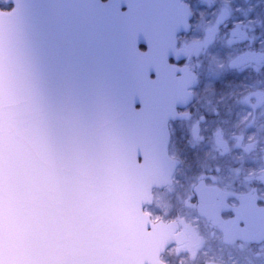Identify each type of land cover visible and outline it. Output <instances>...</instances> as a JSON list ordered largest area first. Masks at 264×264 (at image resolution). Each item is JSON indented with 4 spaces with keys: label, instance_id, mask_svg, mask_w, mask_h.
I'll return each instance as SVG.
<instances>
[{
    "label": "water",
    "instance_id": "95a60500",
    "mask_svg": "<svg viewBox=\"0 0 264 264\" xmlns=\"http://www.w3.org/2000/svg\"><path fill=\"white\" fill-rule=\"evenodd\" d=\"M13 1L0 10V264H165L185 235L145 209L181 163L169 123L198 81L169 59L186 58L189 6Z\"/></svg>",
    "mask_w": 264,
    "mask_h": 264
},
{
    "label": "flooded vegetation",
    "instance_id": "af4514ba",
    "mask_svg": "<svg viewBox=\"0 0 264 264\" xmlns=\"http://www.w3.org/2000/svg\"><path fill=\"white\" fill-rule=\"evenodd\" d=\"M182 2L192 13L190 32L177 36L186 58L169 64L189 67L198 84L192 103L178 111L184 118L170 122L169 153L183 173L171 187L155 191L148 210L163 201L171 215H150L152 221L177 222L186 241L170 247L162 260L264 264V0ZM55 3L59 8L60 0ZM90 3L61 0L75 10ZM14 7L13 0H0V10ZM137 25L138 49L146 53L152 32L145 22Z\"/></svg>",
    "mask_w": 264,
    "mask_h": 264
},
{
    "label": "rangeland",
    "instance_id": "374dc122",
    "mask_svg": "<svg viewBox=\"0 0 264 264\" xmlns=\"http://www.w3.org/2000/svg\"><path fill=\"white\" fill-rule=\"evenodd\" d=\"M169 129H170V125H169ZM173 152L174 153L176 152V148L173 149ZM174 157H172V158H174ZM182 173H183V171L180 170V169H178L175 176H177V174H182ZM178 177H179V175H178ZM177 184H179V181H177ZM157 196H158V198L161 197L160 194L157 195ZM147 213L149 215H151L154 219H156V218L158 219L160 217H168V216L171 215V211L163 210V201H161L160 203H158V205L156 207H154L153 209L148 210Z\"/></svg>",
    "mask_w": 264,
    "mask_h": 264
}]
</instances>
